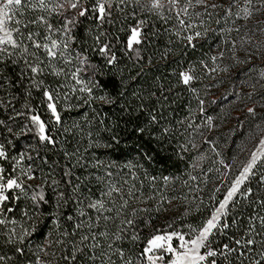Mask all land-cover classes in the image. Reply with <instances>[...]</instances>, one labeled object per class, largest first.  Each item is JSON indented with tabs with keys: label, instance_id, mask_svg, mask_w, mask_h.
Returning <instances> with one entry per match:
<instances>
[{
	"label": "snow or ice",
	"instance_id": "obj_1",
	"mask_svg": "<svg viewBox=\"0 0 264 264\" xmlns=\"http://www.w3.org/2000/svg\"><path fill=\"white\" fill-rule=\"evenodd\" d=\"M0 264H264V0H0Z\"/></svg>",
	"mask_w": 264,
	"mask_h": 264
},
{
	"label": "trees",
	"instance_id": "obj_2",
	"mask_svg": "<svg viewBox=\"0 0 264 264\" xmlns=\"http://www.w3.org/2000/svg\"><path fill=\"white\" fill-rule=\"evenodd\" d=\"M204 83L206 85H211L213 83V81L210 77L208 80H205ZM223 84H224V82H223ZM223 84H216L214 87H209V92L211 93V95L208 97V99H210V100L213 99V96H216L218 94L217 92H219V90ZM231 99H234V98L231 97L229 100L228 99H219L217 104L208 105V114L216 116L221 111V105L228 104ZM209 135H212V134L209 133ZM212 138L214 140H217L221 145L224 144V140L219 134L212 135ZM197 142L199 143V140ZM238 142H239V138H238ZM228 145H229L231 151H228L227 149H225V154L230 158L233 154H236L238 150H237L236 144H233L231 142V139H229ZM182 167H183L182 165L178 164L176 167L168 168L165 174L171 173L174 175L176 173L177 169L182 168ZM209 183L211 184V181ZM184 191H186V189ZM177 194H179V193H177ZM164 207L167 208L168 206L165 205ZM183 210H184L183 206L180 205L179 202H177V207H175L169 211H161V213H159V214L154 213L153 215L155 216V219L153 220V223L157 226H160L165 220L171 219L172 217L176 216L180 212H183Z\"/></svg>",
	"mask_w": 264,
	"mask_h": 264
},
{
	"label": "rangeland",
	"instance_id": "obj_3",
	"mask_svg": "<svg viewBox=\"0 0 264 264\" xmlns=\"http://www.w3.org/2000/svg\"><path fill=\"white\" fill-rule=\"evenodd\" d=\"M231 85L229 84L228 80L225 79L224 84L222 85V87L220 88L219 92H217L218 94L216 96H213V99H216L218 97H221L222 94H225V88H230ZM231 98V97H230ZM228 98V100L230 99Z\"/></svg>",
	"mask_w": 264,
	"mask_h": 264
}]
</instances>
